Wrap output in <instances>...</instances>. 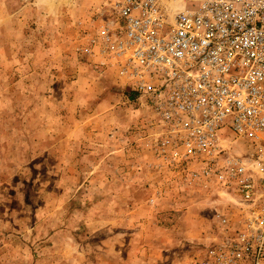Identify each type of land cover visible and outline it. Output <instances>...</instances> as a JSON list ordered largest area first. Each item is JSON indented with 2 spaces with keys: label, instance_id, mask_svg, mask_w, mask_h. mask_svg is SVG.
Returning a JSON list of instances; mask_svg holds the SVG:
<instances>
[{
  "label": "rangeland",
  "instance_id": "1",
  "mask_svg": "<svg viewBox=\"0 0 264 264\" xmlns=\"http://www.w3.org/2000/svg\"><path fill=\"white\" fill-rule=\"evenodd\" d=\"M115 18L103 0H0V264H233L225 243L263 198L218 175L252 148L226 134L218 164L170 161L119 75Z\"/></svg>",
  "mask_w": 264,
  "mask_h": 264
},
{
  "label": "built area",
  "instance_id": "2",
  "mask_svg": "<svg viewBox=\"0 0 264 264\" xmlns=\"http://www.w3.org/2000/svg\"><path fill=\"white\" fill-rule=\"evenodd\" d=\"M103 2L116 14L104 36L119 75L153 105L170 161L215 165L226 134L249 142L250 155L227 157L218 178L263 205L225 244L233 264H264V0Z\"/></svg>",
  "mask_w": 264,
  "mask_h": 264
}]
</instances>
